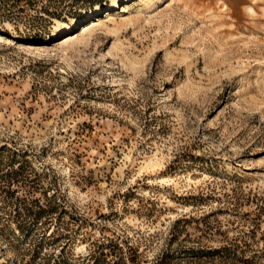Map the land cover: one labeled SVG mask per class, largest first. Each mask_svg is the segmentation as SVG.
Listing matches in <instances>:
<instances>
[{"label":"rangeland","instance_id":"1","mask_svg":"<svg viewBox=\"0 0 264 264\" xmlns=\"http://www.w3.org/2000/svg\"><path fill=\"white\" fill-rule=\"evenodd\" d=\"M137 3L0 0V264H264V0Z\"/></svg>","mask_w":264,"mask_h":264},{"label":"bare ground","instance_id":"2","mask_svg":"<svg viewBox=\"0 0 264 264\" xmlns=\"http://www.w3.org/2000/svg\"><path fill=\"white\" fill-rule=\"evenodd\" d=\"M119 1H121V0H111V6H112V7L117 6V5L119 4ZM157 1H158V0H138L137 6H138V7H141V8H148V7H150L151 5H154V3H156ZM127 8H128V7H127ZM95 9L98 11V10L101 9V7H100L99 5H95ZM123 10H126V11H127V9H123ZM84 12H85L87 15L90 14V11H89V10H84ZM69 19H70V21L73 22V20H74L75 18L70 17ZM68 21H69V20H68ZM56 24H57V25H56V29H57L58 31H60V32L65 31V30L68 29V27H69L68 23H66L65 20H63V21H57Z\"/></svg>","mask_w":264,"mask_h":264},{"label":"trees","instance_id":"3","mask_svg":"<svg viewBox=\"0 0 264 264\" xmlns=\"http://www.w3.org/2000/svg\"><path fill=\"white\" fill-rule=\"evenodd\" d=\"M103 0H90V3H101Z\"/></svg>","mask_w":264,"mask_h":264}]
</instances>
